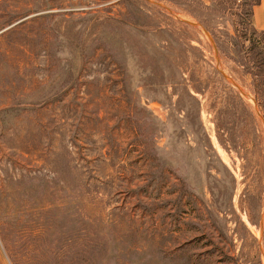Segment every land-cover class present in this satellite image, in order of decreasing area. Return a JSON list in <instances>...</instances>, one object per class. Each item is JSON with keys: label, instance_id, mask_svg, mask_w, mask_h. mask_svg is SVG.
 <instances>
[{"label": "rangeland", "instance_id": "obj_1", "mask_svg": "<svg viewBox=\"0 0 264 264\" xmlns=\"http://www.w3.org/2000/svg\"><path fill=\"white\" fill-rule=\"evenodd\" d=\"M253 1L0 0V264H264Z\"/></svg>", "mask_w": 264, "mask_h": 264}, {"label": "trees", "instance_id": "obj_2", "mask_svg": "<svg viewBox=\"0 0 264 264\" xmlns=\"http://www.w3.org/2000/svg\"><path fill=\"white\" fill-rule=\"evenodd\" d=\"M261 0H254L250 6H251V9L250 11L248 12L249 16H250V26L252 27V34H261L262 35V40H263V43H264V30H258L255 26H254V23H253V7L257 4L260 3ZM253 50V48H252ZM257 63L261 69V71L264 73V53L262 51L258 52L257 54Z\"/></svg>", "mask_w": 264, "mask_h": 264}, {"label": "crops", "instance_id": "obj_3", "mask_svg": "<svg viewBox=\"0 0 264 264\" xmlns=\"http://www.w3.org/2000/svg\"><path fill=\"white\" fill-rule=\"evenodd\" d=\"M253 23L258 30H264V0L253 7Z\"/></svg>", "mask_w": 264, "mask_h": 264}, {"label": "water", "instance_id": "obj_4", "mask_svg": "<svg viewBox=\"0 0 264 264\" xmlns=\"http://www.w3.org/2000/svg\"><path fill=\"white\" fill-rule=\"evenodd\" d=\"M184 22H186V23H188V24H190V25H192V26H194V27H199V28H202L203 30H204V28L200 25V24H198V23H194V22H190V21H186V20H184ZM223 75L231 82V84L240 92V94H242L243 96H246V93L232 80V79H230V78H228L224 73H223ZM255 105H257L256 103H255Z\"/></svg>", "mask_w": 264, "mask_h": 264}, {"label": "bare ground", "instance_id": "obj_5", "mask_svg": "<svg viewBox=\"0 0 264 264\" xmlns=\"http://www.w3.org/2000/svg\"><path fill=\"white\" fill-rule=\"evenodd\" d=\"M220 154H221V156H222L224 159L227 158V154H226L223 150L220 151ZM226 161H227V160H226Z\"/></svg>", "mask_w": 264, "mask_h": 264}]
</instances>
